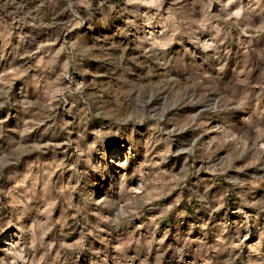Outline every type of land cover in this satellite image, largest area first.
Instances as JSON below:
<instances>
[{"label": "rangeland", "instance_id": "obj_1", "mask_svg": "<svg viewBox=\"0 0 264 264\" xmlns=\"http://www.w3.org/2000/svg\"><path fill=\"white\" fill-rule=\"evenodd\" d=\"M0 264H264V0H0Z\"/></svg>", "mask_w": 264, "mask_h": 264}]
</instances>
